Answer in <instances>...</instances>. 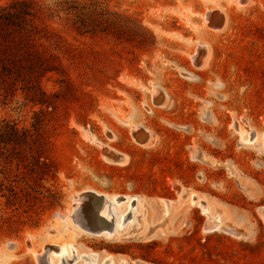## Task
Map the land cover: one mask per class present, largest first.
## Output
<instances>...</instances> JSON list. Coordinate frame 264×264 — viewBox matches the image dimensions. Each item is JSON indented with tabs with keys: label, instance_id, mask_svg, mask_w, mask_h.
I'll use <instances>...</instances> for the list:
<instances>
[{
	"label": "rangeland",
	"instance_id": "1",
	"mask_svg": "<svg viewBox=\"0 0 264 264\" xmlns=\"http://www.w3.org/2000/svg\"><path fill=\"white\" fill-rule=\"evenodd\" d=\"M33 1L70 88L43 81L58 96L42 123L54 175L0 163V264H49L60 246L73 253L59 264L95 262L74 249L102 264H264V150L240 139L264 137V0ZM38 111L0 98V125L31 129ZM194 197L238 232L206 231ZM79 215L115 232L87 233Z\"/></svg>",
	"mask_w": 264,
	"mask_h": 264
},
{
	"label": "trees",
	"instance_id": "2",
	"mask_svg": "<svg viewBox=\"0 0 264 264\" xmlns=\"http://www.w3.org/2000/svg\"><path fill=\"white\" fill-rule=\"evenodd\" d=\"M44 13L33 0L0 4V98H22L33 107L36 120L31 129L19 130L13 123L0 125V163L27 170L35 179L55 173L52 144L43 130V109L54 110L58 96L46 91L43 81L54 75L68 91L65 71L58 55L59 38L44 22ZM67 93V92H65Z\"/></svg>",
	"mask_w": 264,
	"mask_h": 264
},
{
	"label": "bare ground",
	"instance_id": "3",
	"mask_svg": "<svg viewBox=\"0 0 264 264\" xmlns=\"http://www.w3.org/2000/svg\"><path fill=\"white\" fill-rule=\"evenodd\" d=\"M215 17V16H214ZM208 19V18H207ZM209 20V19H208ZM215 28H217V27H215ZM219 30V29H218ZM206 53V52H205ZM241 133H242V131H241ZM242 135V136H241ZM240 136H241V142H242V144H249V143H253V142H255L256 140L257 141H259V143H260V146H262V150H264V137H261L260 136V138L258 139V138H253V136L250 138V136H249V134H247L246 132H243L242 134H241ZM255 145V144H254ZM252 146V145H251ZM246 147V146H245ZM252 148H255V146L254 147H252ZM262 150H260L261 152H263ZM257 151H259V149L257 150ZM202 161V160H201ZM212 161V160H211ZM215 162V161H214ZM209 163V162H208ZM218 164V163H217ZM215 165V164H214ZM224 165H228L229 166V164H224ZM219 166V165H218ZM180 190V189H179ZM194 195V194H193ZM192 195V196H193ZM191 196V195H190ZM196 196V195H195ZM197 197H199L198 195H197ZM106 199V198H105ZM113 200V199H112ZM198 200H200V201H198ZM197 201H196V198L194 197L193 198V202H197V203H199V205H200V207H201V209H200V211H202V214H205V215H207V218H208V222L209 223H212L213 224V226H211L209 229H205L206 231H209V232H214V231H223V232H226V233H228V232H230V233H235V231H237L238 232V230L235 228V227H238V225L237 224H234V222L233 221H231V222H233V223H231V224H234V228H235V231H232V229L230 230L229 229V227L230 226H228V225H225V224H220V221L218 220L219 219V216H220V214H218V215H216V216H210L209 215V206H207L206 205V203L204 202V201H202V198L200 197L199 199H198ZM122 203H125L126 204V206H128L131 202H134L135 204H136V202L138 201V198L137 197H124L122 200H120ZM111 202V201H110ZM109 202V203H110ZM115 202V200H113L112 201V203H114ZM195 202V203H196ZM105 203V202H104ZM115 204V203H114ZM163 204L164 205H166V208H168L169 207V201L167 202V201H163ZM106 205V204H105ZM104 205V206H105ZM110 205H113V204H111L110 203ZM212 205V204H211ZM125 206V205H124ZM195 206V205H194ZM76 207H77V205H76ZM106 207V206H105ZM104 207V208H105ZM111 207H113L114 208V206H111ZM110 207V208H111ZM199 207V206H198ZM126 208V207H125ZM106 209H108V208H106ZM105 209V210H106ZM115 209V208H114ZM127 209V208H126ZM125 209V211H127ZM170 208H168V210H169ZM104 210V209H103ZM105 210H104V213H105ZM213 210V209H212ZM112 212V211H111ZM99 213V212H98ZM108 213V212H107ZM106 213V214H107ZM114 213V212H113ZM211 213V212H210ZM102 214V212L100 213V215ZM110 214V213H109ZM123 214V213H122ZM122 214H118V217H117V220H116V224H115V222H114V224H115V228H116V230H118L119 228H121L122 227V225L124 224V219H125V215H122ZM222 214H224V213H222ZM116 215L117 214H115V217H116ZM164 215H166V214H164ZM169 215V214H168ZM212 215H214V212H213V214ZM111 216V215H110ZM102 217V216H101ZM106 222H109V217H105V216H103L102 217ZM206 218V219H207ZM116 219V218H115ZM114 219V220H115ZM225 219L226 220H228V221H230V219H228V217H226L225 216ZM77 220H78V217H76V218H74V222H75V224L77 225ZM226 222V221H225ZM114 226V225H113ZM232 226V225H231ZM78 227H80L81 229H83L84 231H86L87 233H90V234H93V235H102L103 234V236H105V237H109V236H111V234H113V232H115V228L113 229L112 228V226L110 227V228H94V229H92V228H88V227H86V226H80V225H78ZM232 227V228H233ZM238 229H239V227H238ZM234 230V229H233ZM232 231V232H231ZM241 233V232H240ZM239 233V234H240ZM238 234V235H239ZM243 234V233H242ZM234 235V234H233ZM237 235V234H236ZM244 235V234H243ZM239 236H242V235H239ZM31 249V248H30ZM58 252H57V256L59 257V259H56L55 257H51L52 259L51 260H49V264H59L60 263V261H62L63 259H65L66 258V256H68L72 251H73V249L71 248V246H60V247H58ZM76 252H77V257H79L80 259L81 258H84V257H89V258H95V262H91V264H99V262H100V264H102L103 262H104V258H101V260H100V258H99V254L98 253H92V252H78L76 249H74ZM73 253V252H72ZM48 257H49V255H48ZM69 257V256H68ZM109 260H111L112 261V263L111 264H115V262L113 261V258L112 257H107ZM120 262H122V263H124L125 261H120ZM135 264V263H134ZM139 264V263H138Z\"/></svg>",
	"mask_w": 264,
	"mask_h": 264
},
{
	"label": "crops",
	"instance_id": "4",
	"mask_svg": "<svg viewBox=\"0 0 264 264\" xmlns=\"http://www.w3.org/2000/svg\"><path fill=\"white\" fill-rule=\"evenodd\" d=\"M253 137H254V136H253ZM169 202H170V201H169ZM198 210L200 211V209H198ZM218 211H220V212H224V213H225V216L228 217V219H230V220H231V219H236V218L239 217V221H241V217L238 216V214H237L235 211L231 210L230 208H228V207H226V206H223V207L221 206V207H219ZM200 212H201V211H200ZM229 214L231 215L232 218H230ZM183 216H184V215H183ZM183 216L177 214V216L175 217V220H174L173 224L176 225V224L180 223V222L182 221V219H183ZM231 221H232V220H231ZM237 225H238V227H239V224H237Z\"/></svg>",
	"mask_w": 264,
	"mask_h": 264
},
{
	"label": "water",
	"instance_id": "5",
	"mask_svg": "<svg viewBox=\"0 0 264 264\" xmlns=\"http://www.w3.org/2000/svg\"><path fill=\"white\" fill-rule=\"evenodd\" d=\"M226 162H229V163H231L230 161H226ZM226 162H221V164H224V163H226ZM232 164V163H231ZM168 202V201H167ZM229 216H230V218H232L231 217V215L229 214ZM233 222H234V224H238L239 223V217L238 218H236V219H231ZM75 223V222H74ZM77 225H80V226H84V224H83V220H82V216H78V220H77ZM98 225L97 226H100V227H102L103 226V224H102V222H98L97 223ZM211 226H213V224L212 223H209L208 222V220L206 219V222H205V229H209Z\"/></svg>",
	"mask_w": 264,
	"mask_h": 264
}]
</instances>
